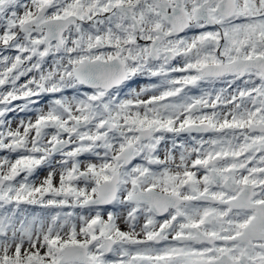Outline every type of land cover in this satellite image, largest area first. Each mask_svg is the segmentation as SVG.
Listing matches in <instances>:
<instances>
[{
	"label": "snow or ice",
	"instance_id": "snow-or-ice-1",
	"mask_svg": "<svg viewBox=\"0 0 264 264\" xmlns=\"http://www.w3.org/2000/svg\"><path fill=\"white\" fill-rule=\"evenodd\" d=\"M0 264H264V0H0Z\"/></svg>",
	"mask_w": 264,
	"mask_h": 264
},
{
	"label": "rangeland",
	"instance_id": "rangeland-1",
	"mask_svg": "<svg viewBox=\"0 0 264 264\" xmlns=\"http://www.w3.org/2000/svg\"><path fill=\"white\" fill-rule=\"evenodd\" d=\"M41 175H43V174H41ZM38 210V209H37Z\"/></svg>",
	"mask_w": 264,
	"mask_h": 264
},
{
	"label": "flooded vegetation",
	"instance_id": "flooded-vegetation-1",
	"mask_svg": "<svg viewBox=\"0 0 264 264\" xmlns=\"http://www.w3.org/2000/svg\"><path fill=\"white\" fill-rule=\"evenodd\" d=\"M198 94V93H197Z\"/></svg>",
	"mask_w": 264,
	"mask_h": 264
}]
</instances>
